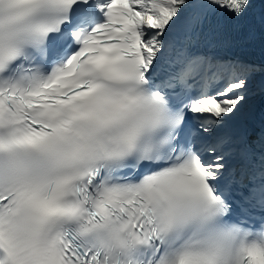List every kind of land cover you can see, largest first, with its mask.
Returning a JSON list of instances; mask_svg holds the SVG:
<instances>
[{
	"label": "snow or ice",
	"instance_id": "obj_1",
	"mask_svg": "<svg viewBox=\"0 0 264 264\" xmlns=\"http://www.w3.org/2000/svg\"><path fill=\"white\" fill-rule=\"evenodd\" d=\"M213 20L264 0H0V264H264V65Z\"/></svg>",
	"mask_w": 264,
	"mask_h": 264
}]
</instances>
